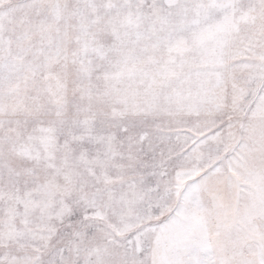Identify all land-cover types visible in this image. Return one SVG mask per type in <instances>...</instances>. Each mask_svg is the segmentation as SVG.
<instances>
[{
	"label": "snow or ice",
	"instance_id": "obj_1",
	"mask_svg": "<svg viewBox=\"0 0 264 264\" xmlns=\"http://www.w3.org/2000/svg\"><path fill=\"white\" fill-rule=\"evenodd\" d=\"M0 264H264V0H0Z\"/></svg>",
	"mask_w": 264,
	"mask_h": 264
}]
</instances>
